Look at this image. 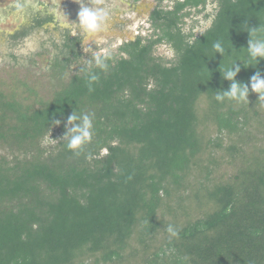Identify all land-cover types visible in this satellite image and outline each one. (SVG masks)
<instances>
[{
    "label": "trees",
    "instance_id": "trees-1",
    "mask_svg": "<svg viewBox=\"0 0 264 264\" xmlns=\"http://www.w3.org/2000/svg\"><path fill=\"white\" fill-rule=\"evenodd\" d=\"M204 2L156 10L152 35L90 55L47 100L0 90V264H264V99L251 87L264 58L247 49L264 40V0H217L196 35L183 9ZM163 43L173 59L154 53ZM55 48L61 79L82 53L75 39ZM233 82L247 100H217ZM85 118L89 141L69 150Z\"/></svg>",
    "mask_w": 264,
    "mask_h": 264
},
{
    "label": "flooded vegetation",
    "instance_id": "flooded-vegetation-1",
    "mask_svg": "<svg viewBox=\"0 0 264 264\" xmlns=\"http://www.w3.org/2000/svg\"><path fill=\"white\" fill-rule=\"evenodd\" d=\"M145 0H0V34L8 45V52L14 54L13 48L23 43L36 31H42L46 37H38L41 49H47L46 42L53 39L63 47L68 40H78L80 50L86 34L89 41L96 43L100 39H118L119 46L124 42L133 41L137 36L131 37L129 28L131 19L128 12L137 13L146 18L152 25V15L156 10H172L177 2L185 0H154L148 10L141 8ZM171 3L167 8L166 4ZM214 1V0H213ZM208 0L189 8L205 10ZM217 7V6H216ZM83 8L99 11L94 21L96 28L89 34V30L80 23V12ZM126 16V17H125ZM138 18V19H139ZM53 28L54 34L49 29ZM56 31V33H55ZM83 32V33H82ZM50 35V36H48ZM139 36V35H138ZM86 37V38H87ZM37 41V42H40ZM45 47V48H44ZM118 49V48H117ZM82 51V50H81ZM107 53V51H106ZM103 54L91 52V55Z\"/></svg>",
    "mask_w": 264,
    "mask_h": 264
},
{
    "label": "rangeland",
    "instance_id": "rangeland-1",
    "mask_svg": "<svg viewBox=\"0 0 264 264\" xmlns=\"http://www.w3.org/2000/svg\"><path fill=\"white\" fill-rule=\"evenodd\" d=\"M152 1L154 0H145L141 8L148 10V7L153 3ZM165 4L167 8L172 6L168 1L167 3H163V5ZM216 6L217 0H208L205 10L189 7L184 8L183 12L190 11V14L183 17L184 28L188 31H193L196 35L202 33L212 23ZM126 16L131 19L129 25V34L131 37L138 35L149 37L154 33L153 26L146 18H139L141 17L139 14L132 12H128ZM52 29H49L50 34H54ZM86 33H83L85 40L81 44L82 55L77 62H74L67 68L64 72V77L61 79L55 77L51 70V59L57 52L55 45L60 44L59 42L48 38V42H46L47 49H41V41L38 40V37H46V35L41 30L36 31V33H33L23 43L13 48V52L18 58V62H15L9 58L8 52L10 51L8 45L0 34V90L9 96L13 95L25 103L47 100L52 96L53 91L60 87L62 81L63 83L66 82L73 73L79 71L81 67L88 63L91 52L103 54L117 52L120 43L118 39L109 40L105 38L102 40L98 38L99 36H95L97 42L92 43V41L86 40L88 37H91H87L88 34ZM58 47L60 46L58 45ZM154 53L164 59H173V52L165 43L157 45ZM29 89L33 92L29 91ZM53 134L57 138L60 132L57 128L53 129L47 135L44 141L45 145L55 143L56 140L52 136ZM7 153L8 150L6 147L0 144V155Z\"/></svg>",
    "mask_w": 264,
    "mask_h": 264
},
{
    "label": "clouds",
    "instance_id": "clouds-1",
    "mask_svg": "<svg viewBox=\"0 0 264 264\" xmlns=\"http://www.w3.org/2000/svg\"><path fill=\"white\" fill-rule=\"evenodd\" d=\"M99 11H92L88 8H83L80 12V23L85 26L86 29L89 30V34L96 28V25L94 21L99 16ZM252 32H255V29L251 30ZM214 49L217 52H220L221 55L224 51L221 44L219 42L215 43L213 45ZM249 56L252 60H257V57L264 58V40H259L256 42H253L250 40V47L247 48ZM258 63V61H257ZM236 66V62L229 68H227L224 71V74L226 78H233L235 76V72L233 71V68ZM239 69H237L238 71ZM252 90L259 94V99H264V80L259 79V73H257V76L252 78V84H251ZM248 95V88L246 86L238 85L237 83L233 82L231 86V90L229 92H226L221 96L220 94H217L216 99L217 100H223L225 97L229 99H234L237 101H244L247 100ZM72 119H77L76 116H73ZM91 127L89 121L87 118L84 120V126L82 129H76L79 135H75L71 142L67 144V148L69 150H79L83 144L87 143L89 141V128ZM168 231L172 233L173 235H176L177 233L172 232L171 226H169Z\"/></svg>",
    "mask_w": 264,
    "mask_h": 264
}]
</instances>
